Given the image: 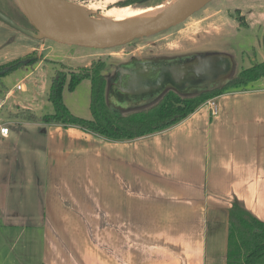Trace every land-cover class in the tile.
<instances>
[{"label": "crops", "instance_id": "crops-1", "mask_svg": "<svg viewBox=\"0 0 264 264\" xmlns=\"http://www.w3.org/2000/svg\"><path fill=\"white\" fill-rule=\"evenodd\" d=\"M186 38L178 36L176 47L160 53L204 52L203 43ZM154 50L140 48L153 53L159 49ZM114 77L106 79V100L119 110L123 104L117 102L111 85ZM215 101L216 116L205 101L182 121L131 140L108 139L72 124L11 122L21 133L45 135L48 150L53 147L57 153L63 143L68 146L69 155L47 182V209L54 222L53 211L61 208L73 211L88 226L102 223L96 216L100 211L104 264H226L232 204L264 221V76L216 96ZM8 129L7 135L0 134L1 163L10 171L16 163L18 173L23 163L28 171L32 160L20 142L9 144L16 128ZM29 144L32 149L36 145ZM87 161L97 173L95 185H84L81 166ZM83 188L100 195L90 199L92 208L77 199ZM83 263L78 256L72 259V264Z\"/></svg>", "mask_w": 264, "mask_h": 264}, {"label": "rangeland", "instance_id": "rangeland-1", "mask_svg": "<svg viewBox=\"0 0 264 264\" xmlns=\"http://www.w3.org/2000/svg\"><path fill=\"white\" fill-rule=\"evenodd\" d=\"M18 1L0 0V64L25 56L37 57L40 60L33 69L4 76V87L0 85V100L8 92L11 93L0 110V122H6L10 129L16 128L7 141L14 146L20 142L19 144L25 147L26 158L32 160L28 171L27 165L22 163V170L18 173L16 163L12 162L10 171L7 164L1 163L2 156L0 157V189L3 190L0 195V264H72V259L77 256L81 263L104 264L105 230L100 211H96V216H101L102 223L88 226L83 220L80 221L73 211L61 208L54 209L57 219V222H54L50 210L47 209L46 202L50 195L47 182L53 178L58 164L69 155L68 146L63 143V149L57 153L53 147L48 150V138L45 135L31 136L30 131L25 130L21 133L20 128L11 122L13 119L9 117V112L29 108L38 115L53 113L47 92L55 70H63L69 75L101 60L105 63L103 74L110 81L115 76V64H123L131 57V53L134 57H153L155 54H151L152 51L147 55L148 52H141L140 48L145 47L147 51L153 46L154 51L159 49L157 53H160L162 48L176 47L178 36L203 43L201 51L204 49V55L226 62L225 70L215 79L206 74L199 77L190 75L184 84L181 81L175 83L176 88H183L181 95L191 96L201 88L219 86L242 68L264 61V0H210L178 25L137 39L134 44L110 48L70 45L46 37L31 26L28 8L21 0ZM62 1L85 7L92 4L111 7L108 4L110 1L116 6H125L121 4L125 0ZM166 1L169 0H137L126 6L145 7ZM100 12L101 9H96L92 15ZM202 55L196 54L195 57L200 58ZM18 82L25 84V90L15 88ZM67 82L68 79L62 92L64 104L74 115L91 118L90 81L87 78L82 79L73 90L68 89ZM161 90L137 102L132 101L129 95L117 91V102L123 104L119 111L128 114L148 108L161 98L164 89ZM26 127L28 126L24 128ZM29 142L36 144L33 149ZM29 150L32 151L27 154ZM13 154L17 157L15 149ZM91 170L88 161L87 166L82 164L81 174L85 186L89 182L91 184L93 175L97 174ZM70 175H73V172ZM92 193L88 192V188H83L77 199L92 208L90 199L100 196ZM209 239L211 243L213 239ZM66 259L70 262H66Z\"/></svg>", "mask_w": 264, "mask_h": 264}, {"label": "trees", "instance_id": "trees-1", "mask_svg": "<svg viewBox=\"0 0 264 264\" xmlns=\"http://www.w3.org/2000/svg\"><path fill=\"white\" fill-rule=\"evenodd\" d=\"M136 1L125 0L121 4L126 6ZM28 18L31 26L39 31L30 14ZM39 60L37 57L25 56L0 64V85L4 87V76L33 69ZM104 69V61L99 60L69 75L63 70H55L47 92L53 113L38 115L29 108H20L9 112V117L28 122L72 124L108 139L131 140L166 129L185 119L206 100L264 76V61L242 68L223 84L191 96L184 97L169 90L154 105L128 114H122L107 103ZM85 78L90 81L89 119L71 113L62 97L67 79L68 89L73 90ZM228 223L226 264H264V221L232 204L228 211Z\"/></svg>", "mask_w": 264, "mask_h": 264}, {"label": "water", "instance_id": "water-1", "mask_svg": "<svg viewBox=\"0 0 264 264\" xmlns=\"http://www.w3.org/2000/svg\"><path fill=\"white\" fill-rule=\"evenodd\" d=\"M26 1V3H23L28 8L30 17L39 31L46 37L70 45H81L90 48H110L124 45L135 38L166 30L190 17L210 0H187L174 10L157 19L130 26L125 33L102 36L82 35L61 25L57 19L54 0ZM217 59L210 55L204 56V65H208L212 61H218ZM219 60H221V70L217 73L224 71V68H226V62L223 59ZM166 69L160 67L157 70L147 69L145 71H139L136 69L122 68L114 77L111 85L114 91L125 93L132 99L137 93L142 94L147 90L157 89L158 86L161 87V83L165 79ZM204 72L206 75L214 78V74L211 75L212 73L209 70H204Z\"/></svg>", "mask_w": 264, "mask_h": 264}, {"label": "bare ground", "instance_id": "bare-ground-1", "mask_svg": "<svg viewBox=\"0 0 264 264\" xmlns=\"http://www.w3.org/2000/svg\"><path fill=\"white\" fill-rule=\"evenodd\" d=\"M186 1L169 0L145 7L116 6L112 1L108 3L111 7L94 4L78 6L62 0H54V3L61 25L82 35L102 36L125 33L130 26L157 19ZM96 9H101V12L92 15Z\"/></svg>", "mask_w": 264, "mask_h": 264}, {"label": "flooded vegetation", "instance_id": "flooded-vegetation-1", "mask_svg": "<svg viewBox=\"0 0 264 264\" xmlns=\"http://www.w3.org/2000/svg\"><path fill=\"white\" fill-rule=\"evenodd\" d=\"M178 24H176V25H178ZM162 31H165V30H162ZM162 31H160V32H162ZM160 32H157V33H160ZM157 33H155V34H157ZM155 34H151V35L135 38L132 41L126 43V44L133 43L137 39L148 37V36H152V35H155ZM148 46H150V45H148ZM151 47H153V46H151ZM142 48H144V47H142ZM148 49H150V48H148ZM149 53L150 52H148L146 54L148 55ZM151 54H155L156 56L154 55L153 57H145V58H143V57H134L135 55L131 53V57H128V59L123 64H121V66L119 68L117 67L118 65L115 64V76L119 72V70L122 69V68L136 69V70H139V71H145L147 69H152V70L155 69V70H157L160 67L167 68L166 69L165 79L161 83L162 86L161 87L158 86V88L154 89V90H147L146 92H144L142 94L141 93H137L132 98L133 99L132 101H134V102H137V101L141 100L142 98L150 97V96L154 95V93L162 91L161 90L162 88L164 89L162 95L165 92L169 91V90H173V91H175V92H177L178 94L181 95V93L183 92L182 91L183 88L182 89L176 88L175 87V83L181 81L184 84L186 82V79L190 75L193 76V77L194 76H197V77L202 76V75L206 74L204 72V70H209L212 73L211 75L214 74L213 75L214 76L213 79L217 78L219 75H221V73H223V71L220 72V73H217L218 71L221 70V66H220L221 60H219L217 58L216 59L218 61H212L208 65H204V57H203L204 56V52H202V53H193L194 55L192 53H187V52H179L178 53L176 51H169V52H166V53H151ZM196 54H201V55L203 54V55L200 58H196L195 57ZM224 70H225V68H224ZM206 82H208V80H206ZM167 85H169V86H167ZM166 87H168V88H166ZM212 87H215V86H211L209 88H212ZM209 88H201V90L209 89ZM201 90H199V91H201ZM137 97H141V98L140 99H136Z\"/></svg>", "mask_w": 264, "mask_h": 264}, {"label": "built area", "instance_id": "built-area-1", "mask_svg": "<svg viewBox=\"0 0 264 264\" xmlns=\"http://www.w3.org/2000/svg\"><path fill=\"white\" fill-rule=\"evenodd\" d=\"M15 88L17 90H20V91H23L25 90V84L23 82H18L16 85H15ZM11 93L8 92L1 100H0V110L2 109L3 105H4V102L6 99H8L10 97ZM206 103L209 107V110H210V114L212 116H216L217 114V104H216V101H215V97L213 98H210L208 100H206ZM8 127L6 125H1L0 126V134L1 135H7L8 134Z\"/></svg>", "mask_w": 264, "mask_h": 264}]
</instances>
